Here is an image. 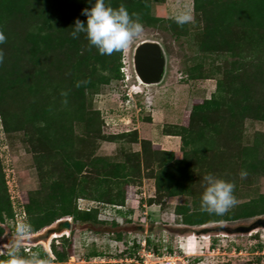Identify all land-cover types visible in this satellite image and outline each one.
<instances>
[{
  "label": "rangeland",
  "instance_id": "1",
  "mask_svg": "<svg viewBox=\"0 0 264 264\" xmlns=\"http://www.w3.org/2000/svg\"><path fill=\"white\" fill-rule=\"evenodd\" d=\"M122 1L127 8L130 0ZM214 1L216 10L220 0ZM37 4L33 1L34 11ZM63 5L76 11L83 8L73 0ZM147 6L143 11L134 5L127 8L143 30L128 47L111 55H100L84 33L75 39L71 31L63 36L58 11L52 10L47 20L42 14L33 17L32 9L30 20L12 18L16 35L8 56L15 77L11 83L19 93L14 110L44 103L48 112L57 113L70 102L60 98L72 92L69 100L81 102L91 117L98 113L100 135L96 126L90 131L86 122L66 116L71 121V146L64 145L63 151L75 160L105 159L108 170L111 164L113 169L124 163L130 166L126 181L112 185L115 192H123L122 205L78 197L80 208H98L97 221H76L69 235L49 241L48 251L41 244L35 248L51 258L53 248L64 252L63 261L46 260L47 264H264V227L250 229L264 213L233 218L245 208L264 207V24L255 34L247 32L250 22L234 15L226 22L232 31L224 34L196 11L194 0H148ZM180 12L193 19L178 25L174 17ZM74 22L65 21L72 26ZM145 40L158 42L165 59L162 78L150 85L134 76V51ZM226 80L233 82L225 86ZM196 104L209 107L206 123L194 135L186 128ZM2 126L0 115V162L18 223L29 193L44 182L63 178L65 168L53 165L65 164L50 142H37L36 127L7 133ZM142 139L150 143L143 145ZM41 151L47 152L44 180L37 167ZM242 169L247 170L243 178ZM209 173L235 185V204L222 215L201 208L203 177ZM205 215L220 219L186 221ZM0 227V238L4 232L6 237L15 235L13 220L0 221ZM148 236L160 254L147 247ZM91 247L102 255L87 258ZM5 249L0 246V252ZM173 251L175 256L169 259Z\"/></svg>",
  "mask_w": 264,
  "mask_h": 264
},
{
  "label": "trees",
  "instance_id": "2",
  "mask_svg": "<svg viewBox=\"0 0 264 264\" xmlns=\"http://www.w3.org/2000/svg\"><path fill=\"white\" fill-rule=\"evenodd\" d=\"M33 1H38V9L34 11ZM66 0H0V31L5 34V41L0 44V49H3L4 60L0 62V115L2 121V127L4 132H10L15 129H36L40 132L37 138V142H50L52 148L58 149L57 154L61 156V161L65 166L58 163H54L53 169H64L66 173L63 178L53 179L51 182H44L41 184L39 190L30 192L28 195V202L23 204V210L25 213V218L31 222L33 225V231L40 229L41 227L50 224L55 219L70 215L73 217V223L75 225L76 221H97L96 215L98 208L84 209L76 205V199L78 197H86L92 200L100 201L102 203H110L113 205H122L124 202L123 192L118 189L116 192L112 189V185L120 183L122 180L126 181L128 177V168L130 167L126 163L120 164L117 169H113L111 164V169L108 170L106 165H110L105 162V159L89 157L87 160L82 159H72L67 154V150L63 151V146H71V139L69 136L71 134V121L67 122L66 116L72 115L75 119L79 121L86 122V127L88 130L93 131L92 128L96 126V133L100 135V124L99 115L94 113L95 117H91L89 113L84 110L83 104L76 99L69 100L68 95L60 98L59 101L64 100V103H69L66 105L64 110H60L57 113L48 112L44 103L41 106H25L22 112H16L14 110L13 100L16 99L18 92L13 87L15 77L12 76L13 72L10 70L12 65L11 56H8L9 50L14 45L13 37L16 35L12 27L13 19L30 20V9H32L33 17L38 18L42 14L44 19H51V11H58L59 17L56 20H60L64 28L63 36L67 35L68 31H72V25H67L65 21H75V19H80L82 22L86 20V17L82 14V9L90 7L88 0H73L77 3L80 2L79 7H83L76 11L71 6L63 5ZM111 4H118L122 0H110ZM214 0H194V7L197 12H203V16H207L205 20L209 21L211 25L213 24L215 30L220 33H230L231 27L230 23L226 25V22L236 15L239 19H246L249 21L247 32L252 31L254 34L260 24H264V0H220L219 4L216 3L217 9H213ZM148 0H130V3L126 4L128 9H131L133 5L135 7H140L142 11L147 9ZM61 4L62 6H60ZM66 4V3H65ZM61 8V10L55 8ZM69 7V8H68ZM241 13V14H240ZM20 15L21 17H18ZM72 19V20H71ZM38 20V19H37ZM240 21V20H239ZM66 24V25H64ZM242 24L245 23L242 21ZM225 25V26H224ZM246 26V25H245ZM252 26V27H251ZM258 26V27H257ZM223 28V31L220 30ZM237 30L233 32L237 33ZM261 34L260 32H258ZM221 36V35H220ZM245 36V34H244ZM246 37V36H245ZM219 40V39H218ZM11 63V64H9ZM11 81L13 83H11ZM225 86H229L233 81L226 80ZM86 84L91 88L93 84L91 82H86ZM83 85V84H82ZM85 85V86H87ZM77 87V86H76ZM82 86H78L81 88ZM14 90V91H13ZM64 91V90H59ZM58 93V91H57ZM62 95V93H58ZM16 101V100H15ZM218 100L214 99V105H218ZM32 107V108H31ZM207 104H196L190 113V121L187 131L190 134H199L202 130V123H206L205 110L208 109ZM262 111V109L258 108ZM22 113V114H20ZM89 115L85 116L84 115ZM202 124V125H201ZM36 127V128H35ZM196 127V130H195ZM141 143L144 145L150 142L146 139H142ZM39 145V144H38ZM37 147V146H36ZM62 148V150H61ZM66 148V147H65ZM36 150H38L36 148ZM39 153V154H38ZM38 171L40 177L44 180V176L48 174V170L45 169V158L47 152H38ZM40 161V162H39ZM102 162V163H100ZM60 165V166H59ZM91 166V167H90ZM87 167V168H86ZM90 174V175H89ZM44 175V176H42ZM50 176V175H49ZM47 177V175H46ZM49 181V180H48ZM264 213V207L261 210H255L253 208H245L235 214L233 218L239 217H249L256 214ZM218 217V216H217ZM216 216H199L193 219H187L186 221L191 224L195 223H205L208 221H216L220 218ZM13 220V228L15 230V210L12 205V200L7 191L5 174L0 162V221ZM32 231V232H33ZM2 228L0 227V234ZM118 239L120 234H118ZM64 239H66L64 237ZM147 247L155 254H160L158 244L153 241L151 237L145 238ZM31 251H26L22 246L23 254L27 255L32 251H38L40 256L45 260L50 261H63L65 257L64 252H60L53 248L54 258L46 253L43 249H36L35 246L30 248ZM171 251V247H168V252ZM102 251L97 250L95 247H91L88 252H86V257H94L102 255ZM134 254V249L130 251V256ZM0 264H7V257L0 255Z\"/></svg>",
  "mask_w": 264,
  "mask_h": 264
},
{
  "label": "clouds",
  "instance_id": "3",
  "mask_svg": "<svg viewBox=\"0 0 264 264\" xmlns=\"http://www.w3.org/2000/svg\"><path fill=\"white\" fill-rule=\"evenodd\" d=\"M90 7L83 8L82 14L85 21L75 19L70 35L75 39L80 33H84L90 46H94L100 55H111L128 47L131 41L143 30L139 18L133 19L135 13L130 14L127 8L121 4L112 7L106 0H88ZM178 25L190 22L193 17L188 12H180L175 17ZM6 37L0 31V44ZM4 60L3 49H0V62ZM140 93V92H137ZM239 175L247 176V170L242 169ZM205 182L201 194V208L209 213L222 215L235 204L234 183L209 173L203 177ZM33 225L26 218L15 225V238L0 255L7 257V264H47L38 251H32L25 255L22 252L21 241L30 236ZM33 247V246H32Z\"/></svg>",
  "mask_w": 264,
  "mask_h": 264
},
{
  "label": "water",
  "instance_id": "4",
  "mask_svg": "<svg viewBox=\"0 0 264 264\" xmlns=\"http://www.w3.org/2000/svg\"><path fill=\"white\" fill-rule=\"evenodd\" d=\"M164 54L160 44L156 41L145 40L140 42L134 51L133 65L136 75L145 83H157L162 78L164 73ZM71 216H62L55 219L50 224H47L40 229L30 233V236L21 241V245L37 246L41 244L45 250L49 249V241L52 238L69 235L72 228H74ZM264 227V218H257L250 226ZM221 227V226H219ZM7 232L2 234L0 238V246L8 245L14 240V236H7Z\"/></svg>",
  "mask_w": 264,
  "mask_h": 264
},
{
  "label": "built area",
  "instance_id": "5",
  "mask_svg": "<svg viewBox=\"0 0 264 264\" xmlns=\"http://www.w3.org/2000/svg\"><path fill=\"white\" fill-rule=\"evenodd\" d=\"M131 87V86H130ZM14 206V205H13ZM22 207H23V205H22ZM20 215H22V217H23V219H25V213H24V210H22V214H20ZM15 216H16V212H15ZM14 223H15V225L17 224V221H15V219H14ZM24 247V249L26 250V251H31L30 250V246H28V247H25V246H23ZM173 256H175V251H173V253L172 254H169V256H167L169 259L170 258H172ZM166 257V258H167ZM169 262V261H168Z\"/></svg>",
  "mask_w": 264,
  "mask_h": 264
},
{
  "label": "bare ground",
  "instance_id": "6",
  "mask_svg": "<svg viewBox=\"0 0 264 264\" xmlns=\"http://www.w3.org/2000/svg\"><path fill=\"white\" fill-rule=\"evenodd\" d=\"M134 76H135V79L140 82L141 84H144V85H150V84H153V83H145L143 82L137 75H136V72L134 71ZM127 79L126 75H125V80Z\"/></svg>",
  "mask_w": 264,
  "mask_h": 264
}]
</instances>
